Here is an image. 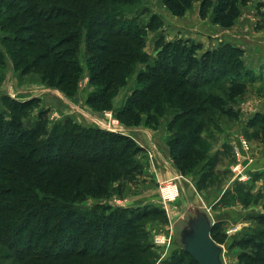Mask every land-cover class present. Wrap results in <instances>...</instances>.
I'll return each mask as SVG.
<instances>
[{"label":"trees","instance_id":"obj_1","mask_svg":"<svg viewBox=\"0 0 264 264\" xmlns=\"http://www.w3.org/2000/svg\"><path fill=\"white\" fill-rule=\"evenodd\" d=\"M193 1L164 0V5L173 15L183 16ZM241 1L218 0L213 25L231 28ZM128 4V0H0L1 41L15 58L14 66L23 67L22 73L44 64L52 86L69 96L82 71L77 50L84 36L89 85L97 84L86 105L113 109L110 104L117 90L135 77L138 87L124 105H114L116 117L125 127L158 126L160 118L170 113L171 157L186 173L182 163L199 157L202 132L214 118L210 105L219 104L223 111L222 94H213L209 84L222 81L237 87L242 75L250 72L243 71L239 48L224 45L197 59L191 57L195 46L187 50L174 43L164 45L145 73L136 72L135 50L143 47L146 27L139 23L141 14L131 20L122 17L119 8ZM39 102L2 99L0 264L10 260L12 264H151V245L140 242L143 236L131 230L158 214L157 208L109 212L102 205H84L105 194L109 184L133 180L140 171L134 156L142 149L128 137L70 118L50 127L43 109L31 120L32 108ZM255 116L251 126L264 128V115ZM259 218L264 224V216ZM213 228L210 236L215 242ZM254 237L259 238L256 243L252 237L239 242L255 250L252 255L241 252L243 264H264V231ZM174 249L167 264H184L185 258L197 264L180 247Z\"/></svg>","mask_w":264,"mask_h":264},{"label":"rangeland","instance_id":"obj_2","mask_svg":"<svg viewBox=\"0 0 264 264\" xmlns=\"http://www.w3.org/2000/svg\"><path fill=\"white\" fill-rule=\"evenodd\" d=\"M203 1L194 0L183 16L173 15L165 7L164 0H128L131 4L119 8L124 19L131 20L141 14L139 23L146 27L143 47L135 50L138 54L136 72L142 70L145 73L147 67L154 66L158 53L169 43L179 44L187 50L195 46L190 49L191 57L197 59L221 46L231 45L241 49L243 71L246 69L250 72L246 67V51L225 42L234 25L225 29L212 23L218 0H207L204 15L201 16ZM250 2L242 0L238 4L239 15L235 22ZM259 16H262L261 24L256 22L259 25L255 26L254 32L264 28V15ZM253 18L256 19L255 16ZM3 35L4 32L0 30V52L3 54V64L0 65V113L5 111L3 97L21 102L36 99L40 102L32 108L31 120H35L39 109H43L47 111L50 127L64 118H70L82 126H95L128 137L142 149V152H136L134 156L140 171L133 175V180L122 178L109 184L105 194L86 201L84 205H102L110 208L109 212L117 209L157 208L160 211L158 214L143 219L138 226H134L131 233L143 236L140 242L147 241L151 245V264H167L177 245L173 244L172 220L182 210V203L187 196L192 202L201 205L204 211H208L214 221L211 234L215 242L224 247V264H243L239 258L241 252L252 255L255 251L253 246H241L239 242L252 237L256 243L259 238L254 237L255 232L264 231L263 221L259 218L264 216V172L253 169L262 157H259V153L264 147V128L259 124L251 126L255 115L264 113L250 110L264 102V86L254 85L259 82V78L250 72L242 75L237 87L229 88L222 81L209 84L213 94H222L219 99L224 103V113L219 104L210 105L214 118L202 132L199 157L195 161L192 159L182 163L186 170L184 173L177 169L171 157L169 141L173 131L169 130L172 120L170 113L160 118L158 126L143 123L136 127H125L116 117L114 105H124L138 87L134 82L135 77L126 79L125 85L117 90L110 104L113 109H106L100 104L86 105V98L97 84L89 85V57L86 55L84 36L77 50L82 71L78 74L74 93L67 96L52 86L54 84L44 64L26 73H22L23 67L16 68L15 58L12 59L7 45L1 41ZM142 118L146 120L145 116ZM115 122L118 125L117 131L101 128L102 123L113 127ZM254 177L257 179L254 180ZM249 193L255 195V198ZM189 262L191 259L185 258L184 264ZM2 264H12V261ZM135 264L139 263L135 261Z\"/></svg>","mask_w":264,"mask_h":264},{"label":"water","instance_id":"obj_3","mask_svg":"<svg viewBox=\"0 0 264 264\" xmlns=\"http://www.w3.org/2000/svg\"><path fill=\"white\" fill-rule=\"evenodd\" d=\"M178 218L172 221L173 241L197 264H224V247L210 236L213 220L208 211L192 201H184Z\"/></svg>","mask_w":264,"mask_h":264},{"label":"crops","instance_id":"obj_4","mask_svg":"<svg viewBox=\"0 0 264 264\" xmlns=\"http://www.w3.org/2000/svg\"><path fill=\"white\" fill-rule=\"evenodd\" d=\"M259 15H264V0H251V2L243 8L240 16L231 28L233 30H230L228 33L229 38L225 42H229L246 51V54L248 55L246 67L253 76L259 78V82L253 84L264 86V28L261 30H255V32L253 31L255 26L259 25V23L256 22H260L261 24L262 16ZM254 16L256 19L253 18ZM250 110L251 112L264 113V102L255 106V109L252 107ZM85 124L91 125L90 122H85ZM140 140L143 141L141 137ZM260 155H262V157L259 160L257 159L258 161L255 163L253 169L259 172H264V147L261 149L259 157ZM168 168H170L169 165ZM171 171H173V169H171ZM185 199V201H191L187 196H185ZM180 213L181 211L178 212L177 216L172 221L176 220Z\"/></svg>","mask_w":264,"mask_h":264},{"label":"built area","instance_id":"obj_5","mask_svg":"<svg viewBox=\"0 0 264 264\" xmlns=\"http://www.w3.org/2000/svg\"><path fill=\"white\" fill-rule=\"evenodd\" d=\"M102 126H103V127H101L102 129H107L108 131H110V130L117 131V129H118L117 122H115L113 124V127L109 126L108 124H104V123H102ZM119 129H121V128H119Z\"/></svg>","mask_w":264,"mask_h":264}]
</instances>
